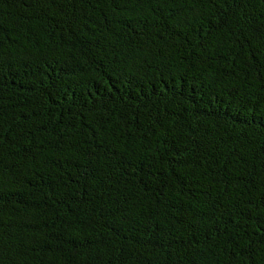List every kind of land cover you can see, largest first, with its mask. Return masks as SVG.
<instances>
[{
	"label": "trees",
	"instance_id": "trees-1",
	"mask_svg": "<svg viewBox=\"0 0 264 264\" xmlns=\"http://www.w3.org/2000/svg\"><path fill=\"white\" fill-rule=\"evenodd\" d=\"M0 264H264V0H0Z\"/></svg>",
	"mask_w": 264,
	"mask_h": 264
}]
</instances>
